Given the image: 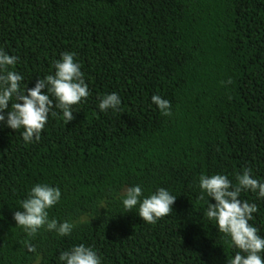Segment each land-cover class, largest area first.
Returning a JSON list of instances; mask_svg holds the SVG:
<instances>
[{
    "label": "trees",
    "instance_id": "obj_1",
    "mask_svg": "<svg viewBox=\"0 0 264 264\" xmlns=\"http://www.w3.org/2000/svg\"><path fill=\"white\" fill-rule=\"evenodd\" d=\"M0 50L29 88L71 52L89 92L72 121L54 109L38 141L0 127V264H61L78 244L101 264H227L236 250L203 219L197 183L244 168L264 179V0H0ZM111 92L119 111L100 112ZM36 183L60 189L48 216L72 223L68 236L15 225ZM133 184L168 189L172 210L154 224L123 212ZM239 198L264 236V198Z\"/></svg>",
    "mask_w": 264,
    "mask_h": 264
},
{
    "label": "clouds",
    "instance_id": "obj_2",
    "mask_svg": "<svg viewBox=\"0 0 264 264\" xmlns=\"http://www.w3.org/2000/svg\"><path fill=\"white\" fill-rule=\"evenodd\" d=\"M17 59L15 55L0 50V127L14 131L22 129L20 135L27 144L34 139L39 140L49 114L57 115L55 110L62 113L65 122L72 121V107L82 103L89 92L80 64L74 62L71 52H64L54 60V71L42 79L37 78L30 88L26 83L21 84L23 76L20 73L11 70ZM151 102L162 115L170 114L168 100L152 95ZM120 103L117 93L111 92L100 97L97 107L100 112L119 111ZM197 187L198 200L205 205L203 219L226 238L229 248L236 250L227 264H264V236L259 235L256 226L249 223L254 219L257 206L239 198L242 192L255 193L257 199L264 198V179L254 178L251 170L244 168L234 174V181L223 174H201ZM60 198L58 187L33 184L26 197L19 202L17 210L12 212V220L29 237L41 228L58 236H68L74 225L68 221L58 223L48 216V210ZM175 199L176 195L163 187L145 195L139 184L126 186L118 194L123 212L134 211L140 220L148 224L166 216L172 210ZM26 247L29 252L35 251L30 244ZM58 260L61 264H101L96 252L84 244L61 252Z\"/></svg>",
    "mask_w": 264,
    "mask_h": 264
}]
</instances>
